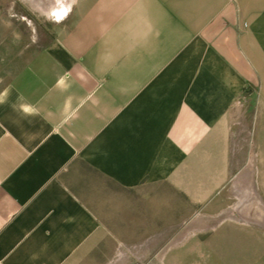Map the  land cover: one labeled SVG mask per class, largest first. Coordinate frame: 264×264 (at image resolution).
<instances>
[{
    "label": "crops",
    "instance_id": "1",
    "mask_svg": "<svg viewBox=\"0 0 264 264\" xmlns=\"http://www.w3.org/2000/svg\"><path fill=\"white\" fill-rule=\"evenodd\" d=\"M118 251L264 264V0H0V264Z\"/></svg>",
    "mask_w": 264,
    "mask_h": 264
},
{
    "label": "rangeland",
    "instance_id": "2",
    "mask_svg": "<svg viewBox=\"0 0 264 264\" xmlns=\"http://www.w3.org/2000/svg\"><path fill=\"white\" fill-rule=\"evenodd\" d=\"M70 19V18H69ZM247 179H249V178H251V177H246ZM233 230V229H232ZM231 231V230H230ZM234 231V233L233 234H235L236 232V230L234 229L233 230ZM232 231V232H233ZM231 232V233H232ZM214 238V240L212 241V243H214V245H220L221 244V242L223 241V237L222 236H220V235H217V236H214L213 237ZM233 240H232V242H233V244H231L232 245V247L234 248V250L232 251V252H229V255L230 256H233L234 258H235V256H237L236 255V251H235V249H236V239H237V237L234 235V236H232L231 237ZM168 253L167 252H163V251H161V252H149L148 253V260H149V262H150V264H152V262H154L155 263V261L156 260H160V259H163L166 255H167ZM114 260H116L117 261V263L116 264H122V261L124 262L125 260L127 261V262H124V264H129V261L130 260H132V264H136V262L137 261H139L140 260V253H133V257L131 258V257H125V252L124 251H118L117 252V254H116V256H115V258H114Z\"/></svg>",
    "mask_w": 264,
    "mask_h": 264
}]
</instances>
